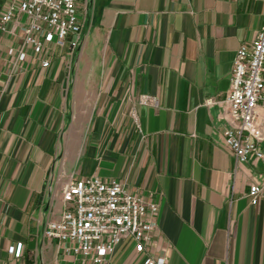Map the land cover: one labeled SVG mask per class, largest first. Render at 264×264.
<instances>
[{
  "label": "crops",
  "instance_id": "0c3cea01",
  "mask_svg": "<svg viewBox=\"0 0 264 264\" xmlns=\"http://www.w3.org/2000/svg\"><path fill=\"white\" fill-rule=\"evenodd\" d=\"M81 2L80 43L57 48L49 67L33 55L16 65L22 39L0 30V264L32 254L33 264H94L44 235L64 184L93 175L158 205L147 248L128 237L108 264H264V157L239 163L219 107L206 103L230 89L264 0ZM18 242L22 258L9 252Z\"/></svg>",
  "mask_w": 264,
  "mask_h": 264
},
{
  "label": "built area",
  "instance_id": "2783aa9c",
  "mask_svg": "<svg viewBox=\"0 0 264 264\" xmlns=\"http://www.w3.org/2000/svg\"><path fill=\"white\" fill-rule=\"evenodd\" d=\"M81 1L9 0L0 14V30L22 39L15 64L33 55L49 67L57 48L78 46L85 23ZM138 102L156 104L157 100L142 94ZM206 103L219 107L224 144L239 163L251 155L264 157L260 149L264 141V25L252 42L237 49L226 96L210 97ZM132 116L137 118L134 110ZM260 192L256 182L250 183L252 203L258 202ZM62 199L64 209L59 218L48 220L44 235L82 261L108 264L116 246L128 237L134 239L137 251H144L157 230V203L129 191L120 179L106 181L96 175L69 179ZM9 252L22 258L24 244L11 245ZM165 263L160 256L149 257L143 264Z\"/></svg>",
  "mask_w": 264,
  "mask_h": 264
},
{
  "label": "water",
  "instance_id": "95a60500",
  "mask_svg": "<svg viewBox=\"0 0 264 264\" xmlns=\"http://www.w3.org/2000/svg\"><path fill=\"white\" fill-rule=\"evenodd\" d=\"M29 247L31 249H34L35 248V245L33 244V241L30 242ZM27 262L30 263V264H33L34 263V254L28 255Z\"/></svg>",
  "mask_w": 264,
  "mask_h": 264
}]
</instances>
